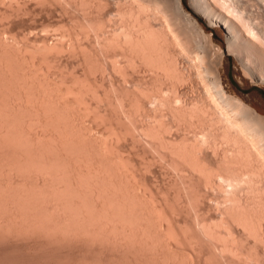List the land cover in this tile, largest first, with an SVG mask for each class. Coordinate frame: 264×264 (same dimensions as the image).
Returning <instances> with one entry per match:
<instances>
[{"label":"bare ground","instance_id":"1","mask_svg":"<svg viewBox=\"0 0 264 264\" xmlns=\"http://www.w3.org/2000/svg\"><path fill=\"white\" fill-rule=\"evenodd\" d=\"M100 1V4L105 6L108 5L110 0ZM167 1L117 0V3L115 4L116 16H114L117 18H113V20L115 19V22L113 21L112 23L114 24L111 25L112 28H109L112 30L109 31L107 29L103 32L101 31L103 35H98V33L94 32V36L96 33L95 38L96 41L100 42V45L104 44V47L107 46L106 48L112 47L114 49L116 48V50L118 49L119 53L125 59L126 65L132 69V73H136L140 76L150 74L152 83H156L155 92L150 90L153 93H156L154 96L151 95L154 97L156 106H154L151 111L150 109H146L144 102H142L143 98L139 95L140 93L137 94L140 97L133 95L134 97L130 99L129 105L134 109L135 107H140L143 112H145L146 116H148L147 114L151 116L148 117L150 119L152 118L151 121L153 120V122L144 124V134L148 135V137L157 144L162 146L170 145V147L173 148L172 152L177 157L176 159H179L185 165L194 168V170L196 169V171L200 173L201 177H203V180L206 184H208L212 179H210L211 171L206 168L207 166L205 167L202 164L203 162L200 163V160L198 161L196 152L204 145H208L209 150L211 148L212 155H215V158L218 159H216V161H218L217 165L222 167V169H226L225 172L227 171L228 173H226L227 175L225 176V179L227 180V185L229 186V194H227L229 196L226 197L229 198H227V200L230 201H228L231 203V206H229L232 208V210H230L231 208L229 209V213H232L235 210L231 214L234 216L233 221L236 220V223L238 222L242 227L241 234L243 237L241 236L240 238V248L245 247L243 249H245V251L251 255L253 254L258 256L260 253L261 256L262 253L261 257L264 259V117H262L253 106L245 103L240 97L226 91L223 88L219 78L216 75H212L213 73L211 69H209L206 62L207 60L205 59L206 55L203 52L198 51V48H192L187 42H184L179 37L178 28L180 26V16H184L193 20L196 24H198L200 29L201 26L196 21L194 16L182 6L180 0H172L171 4L169 1ZM190 1L193 11L200 15L204 20L211 23H220L222 26H224L231 40H235V38L238 40L241 39L242 45H244L246 48L253 46L252 42H250L251 39L246 40L240 37L241 35H239L240 32L237 29L236 24L227 18L226 15L221 16L213 12L208 0ZM79 2L80 6L82 5V9L87 6L89 7V5L90 7L94 5H91L93 2L92 0H80ZM84 10L85 11L83 15H85L87 9L84 8ZM90 12L87 11L88 15H90ZM102 18L103 17H101L100 20H98L99 17L98 19H95L96 23H99ZM89 20L91 19L89 18ZM93 20L94 19H92L91 22ZM91 22L87 23L90 24ZM104 22L102 20V22H100L101 24H96L97 26L94 23L93 27L96 26L94 29L105 24ZM90 25L92 27V23ZM100 27H98L99 30H102ZM98 28L97 31H99ZM4 32V30L0 31V150L5 152L2 154L7 155L3 156L0 154V216L2 217L0 218V232L3 230V227H6L4 228V230L6 229V232L10 231V229H8L9 227H14L12 229L14 232V230L17 229L16 226H20L19 228H21V224H26L34 231L36 229L40 230H36L35 232L37 233V237L41 231H43L45 234H49L51 232V234L54 235V232H56L57 229L58 233L60 229H64L60 231L61 237H64V235H68L69 237V234L71 233L70 230L74 234L73 235L71 233L73 237H76L79 235V231L81 232L83 230L84 232L82 231L79 236L85 235L88 237L87 235H89L91 232L88 238H97L99 239L100 243L104 241L100 239V235L101 238H105L103 235L106 234V237L109 235L108 238H114L115 240L119 235L118 237L124 239L119 240L118 238V240L120 242L125 240L128 241L130 244H127L126 241L125 242L129 248L133 246L132 244L134 240L132 239L134 237V239H136L140 236V238H138L139 242H144L143 244L149 243V247L150 243L153 242L152 240H155L157 237H154V239L150 232L148 233V231L153 230L155 227V225L153 227L152 223V227H150L151 225L149 226V222H145L148 218L146 217V214H150L145 211L147 208H144L145 205L148 204L144 203V205L141 203V201L138 199V195L136 196V194L132 193V186L127 184L130 183L126 181L127 178L124 180L123 175H121L122 173L120 174L115 172L117 171L116 167L114 170L112 166L113 164L110 162L112 159L108 162L99 156V154L97 155L98 152L89 154L86 152V150H80L81 147L82 149L87 147H85L83 143L90 144L92 147L96 148L101 144V142H99L98 139L89 137V135L86 136L85 132L83 134L82 130L78 128L79 126H76L75 128L74 125H70V122L72 121V116L69 114L70 112H68L70 107L67 108L68 106H66V103L61 102L57 96L58 94L56 95L55 93V91H63L65 93L67 92L66 88H61L62 86L59 85L54 86V84L49 85L45 79H41L42 81L40 80V82H42L41 84L39 81L36 83L33 80L27 79V76L25 77V75L19 74L20 70L16 71L19 69V67H14L15 62L21 64L19 66H25V72L30 74V68L27 67L25 62L31 58V55L37 57L38 60H45L55 65H59V60L55 59V57L51 54V51L52 49L55 50L56 47H65L66 40L61 41L65 38L63 34L64 32L60 34L59 37H61L62 34L63 36L57 45L55 43L54 45L53 43L51 45V41L53 40H51V37L48 35L29 40L28 37H25V33H11L12 35L8 34V36L10 35V39L13 40L10 42L8 41L9 38H7V36L5 37L6 32ZM101 32L99 34H101ZM55 35L59 34L56 33ZM23 40H25L23 42L25 43L24 49L29 52L30 55L20 57L19 54L15 52V50L17 51V48L15 47L16 45L14 42ZM36 44L40 45L36 46ZM83 52V55L80 56L81 58H79L80 60L77 58L80 65L82 62H86V64L90 63L89 61L91 56L88 57L90 53L88 54L85 53V51ZM83 63L82 66L84 68L81 67V70H79L80 73H76L75 71L66 72L67 66L66 68L64 67V69H66L65 72L61 71L64 64L61 66L62 68L60 66L57 67V65L56 67L59 69L61 68L59 71L61 72V76H63V78L69 82H67V84H70L76 80H80L82 75L83 77L86 75L84 73L85 68L89 66L85 67ZM245 63L246 65L249 64L248 60H244V64ZM250 66L251 64L248 66V68ZM21 69L23 70V68ZM249 69L254 73L253 75L256 76V78L259 80H264V72L261 70H254L251 67ZM143 72L146 73L142 75ZM185 79L196 83V86L200 88V90L198 89V92L201 91V95H199L198 98L195 96L196 99L192 100L194 101H191L192 103L186 99H183L182 97H179L176 94L177 92L175 93L174 90V85L177 82L180 83V81H184ZM157 82L164 84L165 88H162L163 86L158 85L159 83L157 84ZM6 86L8 87L7 90L11 88L9 92L12 93L4 90L6 89ZM72 87L75 89V83H72ZM77 88V90H75L79 92L78 98L85 102L87 106L91 105L93 107L94 105L96 113H99L101 116L103 114L104 116L109 114V117H113V115L111 116L110 113H114L113 109L112 111H109L111 107L109 108V106L105 105H116V100L115 98H112L113 96L111 97L110 95V97H108V93L107 97L103 94L100 95L102 98L105 96V99L103 98L104 101H102L101 98L100 102H105L104 105L108 108L107 109L103 107L104 105L101 106V104L99 105L98 103L97 105L91 100L92 97H94L93 95L97 97L96 99H99V94L94 93L95 90H92L93 88L90 89V91L92 90V93L89 91L91 96L84 95L86 93L85 91H87L86 89H82V87L80 88L78 86ZM171 88L174 91H171ZM28 89L31 91L32 95L31 93L27 92ZM82 90L85 93H83ZM11 94L17 95L19 99H17V96H11ZM104 94H106V92H104ZM146 94L148 97L149 94ZM146 94H144V96ZM36 95H38L39 98L41 97L40 95L43 96L42 98L45 97L44 100L50 105V107L52 106L53 108L49 109V105L41 102V100L39 101L38 96ZM13 97L17 100L13 99ZM74 102V97L67 100V104L70 105ZM44 104H46L49 108ZM114 106L112 108H114ZM164 111L169 113L171 121L175 125L176 129L181 128L183 130H181L183 132L181 134L182 139L177 142V145L170 143L171 141L168 138L165 139V136L163 137L167 129L166 125L164 124ZM22 112H25L24 115H22ZM33 113H36L37 116L36 114L31 116ZM67 113L70 115V117H67V115L65 118L64 115ZM19 114L23 116H21V119L18 118ZM116 114L117 113H115V115ZM120 114L122 115V113ZM120 114L116 116V119L120 118L122 120L124 118L123 116L125 114L122 117ZM67 118H70V121L67 120ZM50 121H54L56 127L58 128L57 130H54L56 128L52 129L54 126H51L52 124ZM28 123L35 125L34 133H32L31 130H28ZM49 123L51 124L50 126ZM59 128L61 131H65L66 133L68 131L72 135L69 134V136H64L63 134L65 132L62 134ZM108 128L109 127L106 128V126L104 128L102 127L101 131L108 132ZM187 129H192L189 131L192 133L191 135L188 132H184ZM16 130L17 132H20V135L17 134ZM186 133H188L191 138H189ZM36 134H42V136H45L46 138L42 140L43 138L37 137L39 135ZM50 138L51 140L53 139V142L54 140L56 141L54 145L51 143V145L48 144L49 140L46 142V139ZM81 144H83V146ZM111 145L112 142L109 143V146ZM66 146L69 148H72L73 146L75 147L73 151H76L75 149L78 151L75 153L72 152L74 155H70V152L68 153L70 149L68 148L67 151ZM110 148L114 154V148ZM117 153L118 151L116 150V155H120V153ZM54 154L57 155V160L59 159L61 162L59 160L58 163H56L57 161H54L56 159ZM73 158L74 160H77L76 163H73ZM90 159L91 161H89ZM62 161L64 163H62ZM87 161H89L88 163L91 162L92 165L88 166ZM37 164H40V169L44 168L45 166V168L48 169L49 174L52 176L48 177V173L46 176L42 174L45 173L42 172L45 169L41 171L42 173L38 172L40 169H35V167H38ZM41 164L43 167H41ZM18 169L19 171L21 169V172H19ZM22 169L26 170L28 174L19 176L17 173H22ZM14 170V173L17 175L12 174ZM26 171H23V174H26L24 173ZM109 171H113V173L111 174ZM9 173L12 174H10V178ZM5 176L8 177L9 180H5ZM127 188L130 191H128ZM44 199H49V201H45ZM106 201H109V205L111 202L115 206L110 205L112 209L109 208L108 202ZM149 205L147 207H149ZM101 213H104L105 216H109H107L109 218V222L107 221L108 219H105L106 217L103 214L100 215ZM3 214H6L4 218ZM18 216L23 218H20V220L19 218H14H17ZM11 218H14V221L11 220ZM120 218L125 221L127 220V224ZM110 219H112V222ZM131 219L135 220L134 223L136 220H139V222L144 225L142 228L147 229V231L144 232L147 233L145 235H148L147 238L143 237L145 238L143 239L141 237L144 236V233L142 231L143 235H141L139 232L138 228L140 225L138 228L136 227L140 234L137 237L135 236L137 234L135 228H133L135 226L130 228L132 226V224H130ZM18 220L20 221L19 225L17 224ZM103 220L106 221L104 222ZM107 222L109 225L111 223V226H109ZM129 225L131 226L129 227ZM35 227L36 229H34ZM22 228L20 230H22ZM28 228H23V230L25 231V229ZM53 228H55V231ZM114 228L117 231H110L114 230ZM32 229L30 230L34 232ZM68 229H70V233L68 232ZM65 230H67V232ZM155 230L156 229H154V231ZM64 231L66 234H64ZM86 231L87 233H85ZM94 231H98V234H95L96 232L93 233ZM57 232L56 235L58 234ZM99 232L103 233V235ZM111 233H114V235ZM115 233L117 235H115ZM48 234L47 237L49 238V235L51 234ZM59 234L57 235L58 237ZM149 234L152 237H150ZM154 234L156 235V232H154ZM41 235L42 232L40 236ZM53 235L51 236L53 237ZM85 236L82 237V240H84ZM43 237H45L44 234ZM71 237L72 236L70 235L69 238ZM148 237L153 239L150 240ZM247 237L248 239L251 238L252 243L249 245L247 244L246 246L243 241H246ZM79 240H81V238ZM131 240L132 243L130 242ZM138 240L136 239V241ZM125 242L123 243L125 244ZM155 242L156 240L152 244L155 245ZM123 243L122 245H124ZM147 244H145L146 247ZM154 245L150 246L149 249L151 247L153 248ZM153 249H157L156 245ZM201 250H203V248ZM260 256H258V262H260Z\"/></svg>","mask_w":264,"mask_h":264},{"label":"rangeland","instance_id":"2","mask_svg":"<svg viewBox=\"0 0 264 264\" xmlns=\"http://www.w3.org/2000/svg\"><path fill=\"white\" fill-rule=\"evenodd\" d=\"M43 1L0 0V31L4 30L6 32L5 37L7 36V38L9 39L10 35L16 33H25V37H28L29 40L48 35L51 37V40H53L51 41V45L52 43L53 45L54 43L57 45L64 34L65 38L63 37L64 39H62L61 41L66 40L65 47H53L55 48V50L52 49L51 54L55 57V59H58L61 64H56L57 67H61L64 64V69V67L66 68L67 66L66 72L75 71L76 73H80L79 70H81V67H83V62L80 65L78 59L83 55V51L88 54L90 53L89 55L87 54L88 57L91 56L89 61L90 63H83L85 67L89 66L85 68V78L82 75V78L80 80H76L77 82L75 81L72 83H75V89L77 88V86L80 88L82 87V89H86V93L82 90L83 93H85V96H91L90 94L92 93V90H95L96 92L94 91V93L99 94L100 100L96 99L97 97H95V95L93 94L92 95L94 97H92L91 100L96 104H101V106L104 105L105 102H102L103 104L100 102L102 98L100 95L103 94L107 97L109 94L108 97H110V95L111 97L113 96L112 98H115L116 105L111 106L109 104H105L106 106H109V108L111 107V110L109 109V111H112L113 109L114 113L110 112L111 116L113 115V117H109V114H106L105 116L103 114L102 117L99 113H96L94 105L93 107L89 105V107L87 106V104H85V102L80 100V98H78L79 92L76 91L78 88L75 90L74 87H72V83L67 84L68 81L65 80L63 76H61V72L59 71L62 67L59 69L55 64L47 62L45 60H38V58L34 55H31V58H29V60H26L25 62L27 67L30 68V74H27V72H25V66H19L21 64H18L15 61V63L13 62L15 66H13L15 68L19 67V69L16 70H20L19 74L25 75V77L27 76V79L33 80L36 83L37 81H39V83L41 84L42 82H40V80L45 79L49 85L54 84V86L59 85L62 86L61 88H66L67 92L65 93L63 91H55V93L56 95L58 94L57 96L61 102L66 103V106H68L67 108L70 107V110L68 109V112H70L69 114L72 116L70 125H74L75 128L76 126H79L78 128L82 130L83 134L85 132L86 136L89 135V137L98 139V141L101 142V144L96 148L92 147V145L90 144L83 143L84 146L87 147H83L84 149H82L81 147L80 150H86V152H88L89 154L98 152L97 155L99 154V156H101L108 162L112 159L110 162L111 164H113V169L115 170L116 167L117 171L115 172L120 174L122 173L121 175H123L124 180L127 178L126 181L130 183H127L126 181L125 182L132 186V193L136 194V196L138 195V199L141 201V203H145L148 205L150 204L149 207H147L148 205L145 204V207H143L147 208L148 211L145 209L146 212L150 214L153 213L154 215L152 214V216L150 214H146V217L148 218L146 221H144L146 223L149 222V226L151 225V223L153 227L155 225L154 229L156 230H150L148 231V233L150 232L153 238L157 237L156 239L154 238L156 240L155 245L157 249H153L155 245L152 243L155 240H152L153 242L150 243V246L154 245L153 248L151 247L150 249V246L148 247L149 243H145L147 244L146 247L145 244H143L144 242H139V234L141 233V235H143L142 231L143 233L147 231V229L142 228L144 227V225L140 223L139 220H136L135 223V220L133 219H131V221L133 220L132 222L130 221V224H132V226L129 225V227L131 226L130 228H132L133 226H135L133 227L137 232L135 236H139L138 238H136L138 241L134 239L135 237L133 239L129 238L134 240L132 244L133 246L131 245L132 247L130 248L128 245H126V242L127 244L129 243L128 241H123L125 242V244L119 241L120 239H124L118 237L119 235L115 240L112 237V239L108 238L109 235L106 237V234L103 235V233L99 232L100 234L105 236V238H101V235L99 236L102 241L104 240L101 243L97 238L96 239L98 241L95 238H91V236V239L88 238L91 232H88L89 235L86 234L88 237L83 235L86 238L84 237V240H82L83 236L79 235L83 230L81 232L79 231V235H77L81 238V240H79L80 238H78L77 236L76 237L78 239L75 236L73 237L74 234L70 229H68V232L70 230V232L73 234L72 235L69 232V237L71 235V238H69L68 235H64V237H61L60 231L64 229L59 230L60 234L57 232L58 229L56 230V232L59 234V237L57 236L58 234L56 235V232H54V235H56L58 238L51 234V232L49 234L53 235V237L47 233L50 236L48 238L47 234H45L43 231H41L42 235L40 236V232L37 237V233L35 232L39 229H36L35 227L34 229L36 230L34 231L30 226L21 224L22 227L24 225L23 228L29 227L34 232H32L29 228L25 229L24 231L21 227L22 230H20V226L17 227L15 225L17 229H15L14 232L12 230L14 227H7L8 229H10V231H12H9L11 233L10 234L9 232H6V229L4 230V228L6 227H3L2 229L4 231L1 230L0 232V264H172L173 261L174 263L176 262L175 264H264V259L261 257L262 253L261 256L260 253L258 255L261 258L259 260L260 262H258L259 257L257 255L248 254L245 249H243L245 247L240 248L241 244L239 243L242 236V227L238 222V224L236 223V220L233 221L234 216L231 214L235 210L232 213H229L232 208L230 207V201L227 200L228 197H226L229 196L227 195L229 194V186L227 185L228 183L225 179V176L228 173L227 171L225 172L226 169H222V167L217 165V158H215V155H212L211 148L209 150L208 145H204V148L201 147L196 152L198 161L200 160V163L203 162L202 164L205 167L207 166L206 168L211 171L210 179H212L208 184H206L203 180V177H201L200 173L196 171V169L194 170V168L185 165L179 159H176L177 157L172 152L173 148H171L170 145L162 146L160 144H157L153 142L152 139L148 137V135L144 134V124L149 122L151 123L153 122V120L151 121L152 118H149L151 116L149 114H147L149 117L146 116L145 112H143L140 107H135V109L131 107L129 105V101L132 97L140 93L139 95L143 98L142 102H144V106H146L145 108L148 110L150 109L151 111L154 106H156L153 97L154 94H156L153 93L155 92L156 83H152L150 74L147 75L145 74L146 72L142 73V75L145 74L143 75L145 78L143 76L137 75L136 73H132V69L126 65L125 59L119 53L118 49L116 50V48L114 49L112 47H108L110 48L108 49L106 48L107 46L104 47V44L101 43L103 46L100 45V42L96 41L95 38L96 33H98V35H103L102 32L104 30H112L109 28H112L111 25L114 24L112 22L117 18L114 17L116 16L115 4L117 3V0H115V2L114 0H110L108 2V5L105 6H102L100 4V0H92L93 2L91 3V5H94H92L91 7L90 5L89 7L83 6L87 9V11H92L90 12V15H88L87 11L85 12V15H83L85 10L84 8L82 9V5L80 6V0ZM168 1L171 4L172 0ZM208 1L215 14H219L221 16L226 15L227 18H229L234 24H236L241 38L246 40L251 39L250 42H252L253 44V49L252 47L246 48L244 45H242V40L240 38V40H238L237 38H235V40H231L226 32V28L220 23H211L204 20L200 15L193 11V9L191 8L190 0H180V2L182 6L194 16L196 21L201 26V29L193 20L184 16H180V26L178 28L179 37L184 42H187L189 46L195 49L198 48V51L203 52L206 55L205 59L207 60L206 62L209 69H211L213 73L212 75H216L219 78L223 88L226 91L240 97L245 103L253 106L258 111V113L261 114L262 117H264V80H259L258 78H256V76L253 75L254 73L249 69L251 67L254 70H261L262 72H264V0ZM101 17L103 18L100 22H102L103 20V22L105 21V24L102 23L104 26H100H103L105 29L98 26L102 28V30H99V28L97 27L99 30L97 31V28H94L97 26L96 24H99L100 22L98 21L99 23H96L95 19L100 20ZM89 18L91 20H94L91 22ZM113 18L115 19L113 20ZM75 22L76 24H78L76 25ZM87 22H91L92 27L90 25L91 23L89 24ZM94 23L96 25L95 27H93ZM87 24H89L90 26ZM94 32H96L95 36ZM100 32L101 34H99ZM56 33L59 35H55ZM61 33L63 34L61 37H59ZM8 34L10 35L8 36ZM9 39L8 41H13L12 39ZM24 41L25 40L14 42L16 45L15 47L17 48V51L15 50V52L19 54L20 57L30 55V53L24 49ZM39 45L36 44V46ZM244 60H248L249 64H244ZM250 64L251 66L248 68ZM73 66L75 69L73 68ZM21 68H23V70ZM63 69L61 71L65 72L66 69ZM177 83L174 85L175 93L177 92L176 94L179 97L190 101V103L194 102L192 100H195L196 97L198 98V96L201 95V91L198 92L200 88H198V86H196V83H193L191 80L189 81L185 79L184 81H180V83ZM157 84L163 86L162 88H165L164 84H161L160 82H157ZM7 89L8 87L6 86V89L4 90L8 92L11 90V88L9 90ZM90 89L92 90L90 91ZM28 90L27 92L31 93V91ZM150 90H152L153 92ZM174 90L171 88V91ZM104 92H106V94H104ZM146 93L149 94L148 97ZM144 94L146 95L144 96ZM12 95H14V97L17 96L15 94H11V96ZM139 95L137 96L140 97ZM40 96V98L38 96L39 101L41 100V102L49 105L44 100L45 97L42 98L43 96ZM14 97L13 99L15 100L19 99L18 96L17 99ZM64 97L68 99H65ZM73 97L75 98V102L71 105L67 104V100ZM103 98L105 99V96ZM103 98L102 101H104ZM105 105L103 107L107 108ZM113 106L114 108H112ZM51 108L53 107L51 106L49 109ZM118 112L119 114L122 113V115L120 114L121 117L125 114L126 116H123L125 119H116V116L119 115ZM164 112V124L166 125V128L168 130L166 129L163 137L165 136L164 138H168L171 141L170 143L177 145V142L182 139L181 134L183 133V130L181 128L176 129L175 125L171 121L169 113ZM24 113L22 115H24ZM115 113L117 114L115 115ZM20 114L18 118L21 119L22 115ZM35 114L36 113L31 114V116ZM69 114H65L64 117L67 115V117H70ZM67 120L70 121V118H67ZM50 123L49 126H54L52 129H58L54 121H50ZM31 125L33 124L28 123V130H31V132L34 133L35 125ZM105 126L106 128L109 127L108 132L101 131V128H104ZM59 130L61 131L60 128ZM191 130L192 129H187L184 132L190 133L189 131ZM18 132L17 134L20 135V132ZM61 132L63 134L65 131ZM188 133H186V135H188ZM69 134L72 135L67 131V133L65 132L63 135L69 136ZM191 134L192 133H190V135ZM190 135H188L189 138H191ZM37 137H42V140L46 138L45 136H42V134ZM47 140H49V142ZM52 140L51 138L46 139V142H48V144L51 143L52 145H54L56 141L54 140L53 142ZM110 142H112L113 146H109ZM83 144L81 145L83 146ZM66 147V150L68 151L69 147ZM110 147H113L115 149H113V151L115 152L114 154L111 151ZM74 148L75 147L73 146L72 148H69L71 150L68 151V153L70 152V155H74V153L78 151L77 149H75L76 151H73ZM116 150L118 151L117 154L120 153V155H116ZM2 151L0 150V154L6 156L7 154H2L5 153L4 151ZM54 156L56 157L57 155L54 154ZM58 160L56 157L54 161H57L56 163H58L59 161L61 162V160ZM72 160L74 161L73 163H76L77 161L76 159L74 160V158ZM89 161H91V159ZM89 161H87L88 166L92 165L91 162L88 163ZM62 163L64 162L62 161ZM39 165L37 168L35 167V169H38L40 167ZM41 167H43V165ZM43 169L45 170L42 171ZM23 171L26 170L22 169V173H19L21 172L20 169V171L18 173L16 171V173L19 176L28 174L27 171L24 172L26 174H23ZM41 171L45 173H42ZM110 171L109 173L112 174L113 171ZM14 172L15 170L12 172L13 175L15 174ZM38 172H41L45 176L49 174V171L47 168H45V166ZM10 174L11 173H9V175ZM11 175L9 176V178L11 177ZM6 176L5 180H9ZM51 176L52 175L49 174L48 177ZM128 191L130 190L128 189ZM47 201H49V199ZM106 202H108L109 205V201ZM110 205L115 206L111 202ZM110 205L109 208H111ZM104 213H101L100 215H104ZM3 215L2 216L4 218L6 214ZM147 215H149L150 217ZM107 216L108 215H106V218H104L106 220L108 219L107 221L109 222V216ZM0 218L2 217L0 216ZM14 218H19L20 220V218L23 217L18 216L17 218ZM13 219L11 218V220ZM120 219L123 220L122 218ZM19 220L17 221L18 225L20 224ZM106 220L103 221L105 222ZM110 220L112 222V219ZM123 221L125 223L127 222V220ZM139 225L141 228H138ZM152 225L150 227H152ZM109 226H111V223ZM136 227L139 229L140 233L138 232ZM54 229L55 228H53V230ZM65 231L67 232V230ZM65 231L64 234H66ZM110 231L114 232L117 230L114 228V230ZM95 232L96 231H94L93 233ZM154 232H156V235L154 234ZM85 233H87V231ZM43 234L45 237H43ZM95 234H98V231ZM146 234L147 233H144V236L141 237L147 238L148 235L145 236ZM112 235H114V233ZM115 235L117 234L115 233ZM151 235L150 237H152ZM153 238L148 237V239L150 240ZM132 240L130 241L131 243ZM122 243L124 245H122ZM243 243L247 246V244L249 245L252 243V240L251 238L248 239L247 237V240L243 241ZM202 248L203 250H201Z\"/></svg>","mask_w":264,"mask_h":264}]
</instances>
